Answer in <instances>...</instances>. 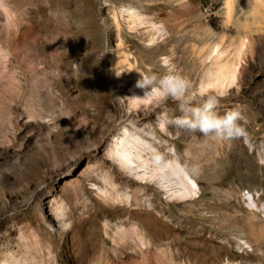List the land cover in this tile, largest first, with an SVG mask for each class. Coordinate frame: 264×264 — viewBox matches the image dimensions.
I'll list each match as a JSON object with an SVG mask.
<instances>
[{
    "label": "rangeland",
    "instance_id": "rangeland-1",
    "mask_svg": "<svg viewBox=\"0 0 264 264\" xmlns=\"http://www.w3.org/2000/svg\"><path fill=\"white\" fill-rule=\"evenodd\" d=\"M213 48L235 69L227 88L210 84ZM139 72L184 76L194 101L238 109L246 134L162 131L157 116L180 115L178 103L142 97ZM132 134L150 144L148 175L179 163L197 194L177 198L181 175L169 168L140 179L112 161ZM92 168L88 188L103 177L143 206L78 192ZM112 205L164 214L170 236L150 252L114 242L126 215L112 217ZM0 264H264V0H0Z\"/></svg>",
    "mask_w": 264,
    "mask_h": 264
},
{
    "label": "bare ground",
    "instance_id": "bare-ground-1",
    "mask_svg": "<svg viewBox=\"0 0 264 264\" xmlns=\"http://www.w3.org/2000/svg\"><path fill=\"white\" fill-rule=\"evenodd\" d=\"M127 13L130 15V18L133 19L134 21L135 20H139V22L143 21L140 13L134 12L132 10H127ZM145 24H149L150 26H152V28L148 31L149 35L152 36L153 30L156 27L150 21L148 22L145 21ZM153 39L154 38L152 37L151 40ZM175 39L176 38L174 37L173 31H171L169 34L168 41L174 42L177 40ZM211 52L214 54V61L212 62V65L210 66V69L207 72L209 80H210V84L216 85L219 88H227L228 85L234 83V80L236 77L235 69L233 68L232 64L229 63V61L225 63H221V62L219 63V61L221 60V54H218L219 51L216 48H213ZM36 74L38 75L37 72ZM37 75L34 81V88L38 90L43 85H42L41 80H39L40 76L39 78H37ZM139 76L141 79L142 77L140 74ZM155 94H161V93H155ZM141 95L142 97H145V92H142ZM149 135L152 136V133L151 132L147 133V136ZM140 136L133 135V134L127 135L124 139L118 142L115 145V148L109 152V157L112 159V161L116 162L118 165L122 166L124 169L129 170L131 174L133 173L135 176H137L140 179L147 178L148 176L153 178L157 174L164 175V169L169 168L173 172H175V175L176 174L181 175L180 183L173 181V183L177 185L176 187L177 189L174 190L175 196L177 198H181L182 200V198L186 196H189V195L191 196L193 194L196 195L197 192L199 191V186L197 182L188 174V172L185 171L184 168H182V166L179 163H175V164L170 163L168 165H163V166L159 165V168H156L155 171L152 173V175L147 174V171H145V166H146L145 160L140 159V150L141 148H148L150 144L149 142H147ZM96 138L98 140L100 139L99 137H96ZM99 142L100 141H98L97 143ZM129 144L132 145V147L137 151L138 155H136L137 153L133 154L130 151L132 149L130 150L128 149ZM67 150L68 152H73V147L68 146ZM137 161H140V163H137ZM55 163L57 166H60L58 161H56ZM142 169L145 172L141 174L139 173L137 174L136 171L137 170L142 171ZM94 172H95V169L93 168L88 170L86 178L83 179L80 185L76 186L78 192L82 193V191H85L89 194H92L94 190H97L99 199L106 202V204H110V202H119V201L125 204V202L129 201L130 207H132L133 205L137 206V208L140 206H143L142 204L143 199L139 195L138 191L134 192L133 195L127 196L125 193L120 192L115 186L110 185V183L106 181L103 177L100 179V183L98 184V186H97V183L95 182L96 184L94 183V185L96 186L93 185V188H88L87 183L93 181V178L95 177V175L93 174ZM164 176L166 177L167 174ZM168 183L170 182L168 181ZM160 185L164 189L168 191L170 190L168 188L169 184L161 183ZM106 208L111 210L110 214L112 215V217H115L116 215H120V216L126 215V218L124 219L123 224L116 229L118 238L115 237L116 239H114V242H118V243L121 242L122 244H131V243L138 244L139 243V244L145 245L146 248L148 249V252H150L151 247L154 243L163 242V241L165 242V240H167L168 237L170 236V232L172 231L168 225V222L163 217L164 214H161V216H157L155 214H152V211L150 212L149 209L147 208L131 210L127 208L126 206H123V207L116 206L115 207L114 205L109 206V207L106 206ZM106 229H107V234H109V232H111L112 230L111 228H109L108 223L106 224ZM261 232L263 233L262 227L260 229V233Z\"/></svg>",
    "mask_w": 264,
    "mask_h": 264
},
{
    "label": "clouds",
    "instance_id": "clouds-1",
    "mask_svg": "<svg viewBox=\"0 0 264 264\" xmlns=\"http://www.w3.org/2000/svg\"><path fill=\"white\" fill-rule=\"evenodd\" d=\"M167 66V59L164 60ZM141 79L137 87L145 90V98L161 93L178 103L180 115L171 117L167 112L157 116V125L165 131L169 125L184 132L200 133L218 142H231L243 137L245 129L241 125L243 116L238 109H230L220 114L216 111L218 99L208 95L201 101H194L189 95L190 81L178 73H167L157 78L139 72Z\"/></svg>",
    "mask_w": 264,
    "mask_h": 264
}]
</instances>
